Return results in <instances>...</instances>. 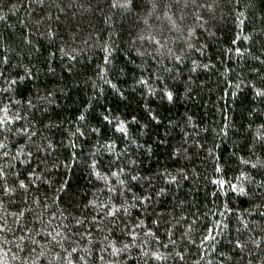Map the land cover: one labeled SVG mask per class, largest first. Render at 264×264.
<instances>
[{"label": "trees", "instance_id": "16d2710c", "mask_svg": "<svg viewBox=\"0 0 264 264\" xmlns=\"http://www.w3.org/2000/svg\"><path fill=\"white\" fill-rule=\"evenodd\" d=\"M76 2L83 7L68 9L66 13L60 12L58 8L51 9L53 17L51 23L57 35L50 40L35 33L32 28L34 17L40 13V9L31 0H0V15L8 17L6 20H0V41L15 49L14 52H9L12 65L22 66L19 68L21 75L23 68L27 67L39 77L26 85L21 82L23 96L16 95L14 98L18 100L33 98V102L36 103L34 97L37 88L41 89L43 95H47V92L43 91L45 88L51 90L54 94L51 98L54 103L46 104L43 101L40 103L48 109L47 116L51 117V121L46 119L45 123L60 124L61 131L56 132L53 129L46 134L52 137L54 144L64 141L65 147L57 148L61 160L70 156L73 151L77 153L78 163L71 164L69 168L55 169L52 176L53 181L62 178L72 184L75 207H68L67 197L63 193L49 192V195L60 196L57 206L60 209L67 208L65 215L68 212L76 215L77 210L92 215L94 213L91 206L85 208L84 204L92 199L98 201L107 199L104 194L106 189H103L104 182L90 176L87 170H81L82 159L92 152L96 137H89L86 133V137L77 141L76 149L67 146V133L78 125L76 117L81 111H85L86 122L93 126H98L96 118L107 114L108 109L111 110L110 119L115 116L119 120L130 121L131 115H135L139 123L126 125L130 137L133 139L138 137L137 143L148 141L152 148L151 153H148L145 151L148 144H145V149H136L135 145L129 146V151L139 155L142 160L139 174L153 175L167 168L174 175L183 170L188 176V179L183 181H180L178 176L179 183L170 186L171 191L166 196L154 197L155 211L164 214L169 222L170 231L167 235L164 227L157 230L144 219L146 214L143 209L139 212L132 209L131 218L126 222L131 225L134 220L144 219L145 227L143 232L137 230L135 245L130 247L129 253L110 256L109 253L100 252L101 237L96 236L93 229L91 238L79 242L80 249L91 250V254L85 257L86 264H107L108 261L112 264H145V261L147 264H239L238 257H233L232 261L227 259L233 255V244L237 238L246 241L253 237L261 242V247H264L262 215L264 207H259L258 202L250 196L240 195L238 191L232 192L228 187L229 181L241 185V181L236 177L242 170L260 179L250 166L241 165L238 157L249 158V149L246 145L251 143V135L255 133L257 125L264 123V112L259 111L264 105L254 102L249 87V81L258 84L259 78L264 76V65L255 59L259 56L260 60H264V48L260 46L264 35H259L264 28V23L261 22V17H264V0H218L219 7L215 8L214 19L203 27L199 25L209 20L208 14L190 9L183 36L168 30L170 25L162 14H157L159 18L157 16L149 18L145 25L143 19L137 18L133 21L121 10H108L104 7L102 11L93 13L89 5L94 7L96 0ZM193 13L202 14V20L197 21ZM57 16L60 17L58 21L55 19ZM188 28L194 33L190 38L187 37ZM22 35H28L33 40L36 51L30 52L20 44ZM141 35L145 37L152 35L177 55L183 54V62L178 63L168 56L167 48L161 49L163 55H159L156 52L159 46L138 39ZM258 35L259 39L253 43L251 38ZM245 36L250 39L244 40ZM188 44L192 47L189 48ZM105 47L108 51L104 50ZM61 48L70 55H76L77 59L70 60L64 56ZM236 48L241 49L243 56L235 52ZM139 52H146L149 55L141 56ZM153 55L158 56L159 62L152 59ZM106 56L110 63L105 66ZM193 61L196 65L206 64L208 68L197 67L195 73H190ZM49 67L55 70V74L48 71ZM100 67H105L103 75L111 84L116 85L115 89L99 79L97 73ZM165 67L171 69V72L162 73L160 70ZM148 70L160 75L164 83L174 90V102L162 100L159 95H151L146 88L136 83L142 73L147 75ZM189 76L192 77L191 96L194 99L185 92ZM93 84L96 88H93ZM236 85H239V88ZM4 86L0 82V88ZM153 87L158 90L157 83H153ZM233 92H236V96L232 95ZM120 93H123V96ZM0 96H3L2 92ZM85 105L90 107L85 109ZM253 107L258 111L251 112ZM145 108L157 113L160 120L158 127L154 124L151 126V140L148 135L143 134L148 131L142 128L148 119ZM189 116L192 117V125L207 131L196 136L195 140L188 139L185 145L188 149L187 158L170 156L171 147L179 141V135L174 139L169 137L170 142L164 145H159L158 141L164 139L167 133H178L181 128L191 132V125L186 123ZM116 122L114 119L113 124L103 128L102 132H106L107 136L116 141L119 151L125 144L121 134L115 132ZM225 123L229 125L228 135H216ZM36 126L40 127L39 124ZM16 140L23 143L20 137ZM86 140L88 142H85ZM196 141L203 147H196ZM103 142L101 140V143ZM257 155L260 153L257 152ZM102 159L106 162L109 154L105 153ZM217 164L221 167L220 172L214 170ZM99 170L104 172L103 168ZM220 181L224 182L223 188ZM113 183V179L109 178V186ZM133 184L132 191L136 194L147 190V184L142 181ZM243 186L246 189L249 187L246 181L243 182ZM53 187L58 185L54 184ZM15 210L14 206L8 208V211ZM177 220L180 221L179 224ZM217 220L227 223L228 227L217 234L213 246H209L207 242L200 245V234L206 226L212 227ZM9 221L11 222V217ZM192 221H195V224L185 237L183 233L189 230ZM123 227L124 224L120 223L119 228ZM149 228L159 237L158 241L145 235ZM116 236L124 243H129L132 239L123 236L119 229L110 238L114 239ZM7 238L11 240L13 234L9 233ZM170 239L175 241V244L170 243ZM188 240H195L196 243L190 244ZM40 243L43 245L45 241L40 240ZM165 244L167 248L162 246ZM249 246L254 248L250 241ZM141 247L149 252L158 250L166 259L155 260L150 255L141 257L139 254ZM8 249L11 251L4 258L6 264H19L18 261L11 259L12 254L16 252L15 247L12 244L5 245L4 250ZM177 252L181 253L183 259L176 256ZM19 255L24 256L26 253L22 252ZM0 256H3V252H0ZM100 256H104V261L99 259ZM38 264L49 262L41 257Z\"/></svg>", "mask_w": 264, "mask_h": 264}, {"label": "snow or ice", "instance_id": "6c2138e0", "mask_svg": "<svg viewBox=\"0 0 264 264\" xmlns=\"http://www.w3.org/2000/svg\"><path fill=\"white\" fill-rule=\"evenodd\" d=\"M31 2L40 9V13L34 17L32 28L35 33H39L50 40L57 35L51 23L53 19L51 9L58 8L60 12L66 13L68 9L83 7V5H78L76 0H31ZM104 7H107L108 10H121L133 21L137 18L143 19L145 25H147L149 18L153 16L159 18L157 14H162L168 25H170L168 30L175 31L183 36L190 9H196L197 13L208 14L209 20H205L199 25L203 27L204 24L214 19L213 13L215 8L219 7V3L218 0H96L94 7L89 5L93 13L98 10L102 11ZM193 14L197 21L202 20V14ZM241 15L243 14L241 13ZM7 18L0 15V20H6ZM55 19L58 21L60 17L57 16ZM261 22L264 23V17H261ZM21 23L24 22L21 21ZM193 35V30L188 28L187 37L190 38ZM259 35H264V28L261 29ZM259 35L251 38L253 43L256 39H259ZM138 39L150 42L151 45H158L156 52L159 55H163L160 51L161 49L167 48L166 44L161 43L160 40L155 39L152 35L147 37L141 35ZM243 39L249 40L250 37L245 36ZM20 44L30 52L37 50L33 40L28 35H22ZM187 46L189 48L192 47L191 44ZM260 46L264 48V40H261ZM104 50L108 51L107 47ZM14 51L15 49L0 41V82L5 85L0 88V92L3 93V96H0V213H2L0 214V252H3V256H0V264H6L4 258L8 256V252L11 249L5 251L4 246L8 244H12L15 247L16 252L12 254L11 259L18 261L19 264H38L41 257L47 260L49 264H86L85 257L91 254V250L88 248L80 249L79 242L86 238H91L93 229H95L96 236L101 237L99 241L100 245H102L99 249L100 252L109 253L110 256L129 253L130 247L135 245L137 230L141 232L144 230V219H147L157 230L164 227L167 235L170 231L169 222L164 214L155 211L154 197L166 196L171 191L170 186L179 183L178 176L180 181L187 180L188 176L183 170L174 175L167 168L157 171L153 175L142 176L139 174V165L142 160L139 155L129 151V146L135 145L136 149H145V144H148L145 149L148 153H151L152 148L148 141L137 143L138 137L136 139L130 137L129 129L126 125L128 123H139L135 115H131L130 121L119 120L115 116L110 119L111 110L108 109L106 110L107 114L96 118L98 126H93L86 122L85 111L80 112L76 117V121L79 122L78 125L73 131L67 133V146L76 149L77 141L86 137V133L89 137H96L92 152L82 159L81 170H87L90 176L104 182L103 189H106L104 194L107 199L99 201L92 199L84 204L85 208L91 206L94 213L92 215L79 212V210H77L76 215H73L72 212H68L65 215L67 208L60 209L57 206L60 196H50L49 192L63 193L67 197L66 203L68 207H75L73 203L75 192L72 190V184L62 178L53 181L52 176L53 170L60 167L69 168L71 164L78 163L77 153L73 151L70 156H66L64 160H61L57 148L65 147L64 141L61 140L54 144L52 137L46 134L53 129L56 132L61 131L60 124L54 122L45 123L46 119L51 121V117L47 116L48 109L40 103L41 101L46 104L54 103V100L51 99L54 95L51 90L45 88L43 91H46L47 95H43L41 89L37 88L34 97L37 101L36 103L33 102V98L22 100L14 98L16 95L23 96V90L20 87L21 82L26 85L39 78L37 74H34L27 67L23 68V75L20 74L19 68L22 66H13L11 63L9 52ZM60 51L70 60L77 59L76 55H70L63 48ZM235 52L241 56L244 54L240 48H236ZM139 55L147 56L149 54L139 52ZM167 55L178 63H182L184 60L183 54L177 55L171 48H167ZM152 59L159 62L157 55H153ZM255 59L264 65V60H260L259 56H256ZM109 63L110 60L106 56L104 58L105 66ZM192 64L193 66L189 69L190 73H195L197 67L208 68L206 64L196 65L195 61ZM68 70L71 71L70 68ZM48 71L55 74V70L51 67H49ZM105 71V67H100L97 76L103 83L115 89L116 85L105 79L103 75ZM160 71L162 73H170L171 69L165 67ZM253 71L257 70L253 69ZM188 80L189 83L185 85V92L190 98L194 99L191 96L193 91L191 87L192 77L189 76ZM136 83L146 88L149 94L159 95L162 100H167L170 103L174 102V90L165 84L161 76L156 72L148 70L146 76L142 73ZM153 83L158 84V90L153 87ZM236 87L239 88V85H236ZM249 87L253 93L254 102L264 105V76L259 78L258 84L249 81ZM93 88H96L95 84H93ZM117 91L119 90L117 89ZM100 92H103L102 88ZM120 95L123 96V93H120ZM232 95L236 96V92H233ZM88 107L90 105H85V109ZM13 109L17 110L13 111ZM145 111L148 119L142 125V128L148 131L143 134L148 135L149 140H151V126L154 124L158 127L160 120L158 114L151 109L145 108ZM250 111L257 112L258 109L253 107ZM259 111L264 112V108L259 109ZM114 119L117 121L115 132L121 134L122 141L125 144L124 147L119 148V151H117L119 146L116 141L107 136L106 132H102L103 128L113 124ZM225 120L227 121V117H225ZM21 121L23 123H19ZM186 123L191 125V132L181 128L178 133H167L164 139L158 141L159 145H164L166 142H170L169 137L174 139L176 135H179V141L171 147L170 156L187 158L188 149L185 145L188 143V139L195 140L196 136L207 131V129H199L197 125H192L191 116L187 117ZM37 124L40 125L39 128H37ZM228 127L229 125L225 123L216 135L227 136ZM249 127H251V123ZM261 129H264V123L257 125L255 133L251 135V143L246 145L249 149V158L238 157L240 164L250 166L251 170L260 179H256L255 176L249 175L242 170L236 177L237 180L241 181V185L238 186L229 181L228 187L232 192L238 191L240 195L250 196L251 199L258 202L259 207H264V131H261ZM17 137L22 138L23 143L18 142L16 140ZM101 140L104 142L101 143ZM85 142L88 141L86 140ZM195 146L198 148L203 147L199 141L195 142ZM208 151L211 154V150L209 149ZM257 152L260 155H257ZM105 153L109 154V159L106 162L102 159ZM252 157H255V159L253 160ZM100 168H103L104 172L100 171ZM214 170L220 172V165L217 164ZM109 178L114 181L111 186H109ZM141 181L147 184V190L136 194L132 191L133 182L140 183ZM245 181L249 185L247 189L243 186ZM212 183H217V181H212ZM219 183L221 188H223L224 182L220 181ZM54 184L58 185V187L54 188ZM103 189H101L102 192ZM11 206H14L16 210L8 211ZM132 209H137L138 212L143 209L146 215L144 219L134 220L129 225L126 221L131 218ZM9 217H11V222ZM105 221L107 222L105 223ZM120 223L124 224L123 228H119ZM179 223L180 221L177 220V224ZM194 224L195 221H192L189 225V230L183 233L185 237L188 236ZM227 227L228 224L220 220H217L212 227L206 226L205 230L200 234V245H204L207 242L209 246H213L217 240V234L222 233ZM244 227H247V225H244ZM117 229L123 236L131 237V241L124 243L119 236L114 239L110 238ZM9 233L13 234L11 240L7 238ZM16 233H19V235H16ZM145 235L153 240L158 241L159 239L150 228ZM37 237L40 239L38 240ZM40 240L45 241V243L42 245ZM249 241L254 248L249 246ZM169 242L175 244V241L171 239ZM188 243L195 244L196 242L195 240H188ZM162 246L167 248L166 244ZM38 248L39 251H37ZM22 252H25L26 255H19ZM81 252L84 254H80ZM139 254L141 257L150 255L155 260L166 259L158 250L149 252L143 247L140 248ZM176 256L183 259L179 252L176 253ZM233 257L239 258V264H264V247H261V242H258L253 237H249L246 241L237 238L233 244V255L227 257V259L232 261ZM99 259L104 261L105 258L100 256ZM107 264H112V262L108 261ZM145 264H147L146 261Z\"/></svg>", "mask_w": 264, "mask_h": 264}]
</instances>
